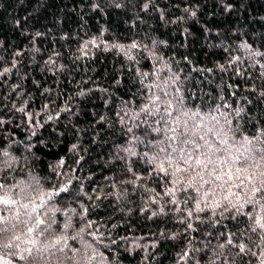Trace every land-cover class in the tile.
Here are the masks:
<instances>
[{
	"label": "trees",
	"instance_id": "1",
	"mask_svg": "<svg viewBox=\"0 0 264 264\" xmlns=\"http://www.w3.org/2000/svg\"><path fill=\"white\" fill-rule=\"evenodd\" d=\"M0 217L87 225L102 264H264V0H0Z\"/></svg>",
	"mask_w": 264,
	"mask_h": 264
},
{
	"label": "clouds",
	"instance_id": "2",
	"mask_svg": "<svg viewBox=\"0 0 264 264\" xmlns=\"http://www.w3.org/2000/svg\"><path fill=\"white\" fill-rule=\"evenodd\" d=\"M160 81L163 86L170 90L175 81V76L163 72L160 74ZM161 90L163 91L164 87ZM156 94L158 95V93ZM127 152L129 156H132L135 149L130 147ZM173 175L177 177L178 181L179 176L176 171L173 172ZM41 192L39 189L35 192H29L25 194L24 199L29 205H32L34 201L39 200ZM43 193L47 196V191H43ZM22 207L23 204H21ZM20 214V211L17 210L16 215L19 216ZM5 219L7 218L0 217V223ZM33 225L35 226L33 227ZM29 227H33L32 232L25 229L23 232L14 233L7 241L0 242V264H17V261L20 264H27L30 259L34 261V264H65L61 254L69 249L73 251V264H102L103 262V250L89 238L90 231L87 225L72 235L65 232L61 237L49 240L42 239L43 233L38 231L40 225L35 223L34 218ZM259 227L264 228V218L261 219ZM3 231L4 229L0 228V232ZM72 240L77 241L78 248H73L70 243Z\"/></svg>",
	"mask_w": 264,
	"mask_h": 264
},
{
	"label": "rangeland",
	"instance_id": "3",
	"mask_svg": "<svg viewBox=\"0 0 264 264\" xmlns=\"http://www.w3.org/2000/svg\"><path fill=\"white\" fill-rule=\"evenodd\" d=\"M206 131H207V132H208V131L210 132V130H209L208 128L206 129ZM199 139H201V138H198V143H199ZM199 144H200V143H199ZM200 146H201V145H200ZM193 147L195 148V147H197V146L194 145ZM172 149H173V148H172ZM160 151H163L162 146H161ZM240 155H241V154H240ZM6 232L8 233V231H6Z\"/></svg>",
	"mask_w": 264,
	"mask_h": 264
},
{
	"label": "snow or ice",
	"instance_id": "4",
	"mask_svg": "<svg viewBox=\"0 0 264 264\" xmlns=\"http://www.w3.org/2000/svg\"><path fill=\"white\" fill-rule=\"evenodd\" d=\"M197 163L199 164V163H200V161H197Z\"/></svg>",
	"mask_w": 264,
	"mask_h": 264
}]
</instances>
